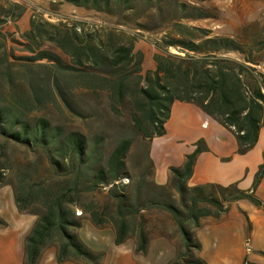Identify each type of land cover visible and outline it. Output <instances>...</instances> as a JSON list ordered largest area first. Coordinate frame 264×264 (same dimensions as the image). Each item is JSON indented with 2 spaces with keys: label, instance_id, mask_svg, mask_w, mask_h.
<instances>
[{
  "label": "trees",
  "instance_id": "obj_1",
  "mask_svg": "<svg viewBox=\"0 0 264 264\" xmlns=\"http://www.w3.org/2000/svg\"><path fill=\"white\" fill-rule=\"evenodd\" d=\"M58 1L104 21L90 30L82 18L52 22L36 15L20 39L0 29V187L10 185L19 211L37 217L25 238L24 264H39L50 247H56L59 263L103 264L106 252L93 250L78 233L85 219L98 228L111 227L117 245L135 239L141 253L153 237L176 240L178 254L169 264H209L199 254L198 230L209 219L221 220L234 201L249 199L264 208L256 195L264 162L251 189L236 183L189 186L198 155L208 150L199 139L184 164L170 168V181L158 184L150 143L166 133L171 106L180 100L193 102L229 128L238 153L251 150L264 126V34L215 35L170 19L165 26L178 34L155 43L160 50L155 67L143 73L140 34L112 23L116 18L126 23L136 0ZM184 6L181 19L214 16L199 8L185 12ZM25 11L21 3H12L0 24L17 21ZM171 46L185 54L170 53ZM100 92L112 105L129 109L136 131L148 142L137 175L130 164L132 137L111 144L103 132L55 120L47 111L60 99L84 121L85 109L72 96ZM6 225L0 217V227Z\"/></svg>",
  "mask_w": 264,
  "mask_h": 264
},
{
  "label": "rangeland",
  "instance_id": "obj_2",
  "mask_svg": "<svg viewBox=\"0 0 264 264\" xmlns=\"http://www.w3.org/2000/svg\"><path fill=\"white\" fill-rule=\"evenodd\" d=\"M12 3H21L25 6L26 11L17 21L10 20L1 23L0 29L9 32V34L15 33L14 37L18 39H20L21 31L28 28L30 19L36 15L52 22L82 18L88 22L86 28L90 30L95 29V24L99 25L104 21L93 12L76 9L62 4L58 0H0L1 19L6 17L4 10ZM181 4L185 5V12L199 8L214 16L196 20L181 19L179 10ZM135 5L136 10L127 14L128 21L126 23H117V18L112 23L140 34L137 50H141L145 54L143 73L155 67L154 54L160 51L155 43L167 36L168 33L178 34L177 30L172 32L170 27L165 26L170 19L180 21L185 25L209 28L215 35L237 37L242 32L264 34V0H152V5H146L144 1L137 2L136 0ZM131 13H135L137 21L132 22ZM166 50L172 54H185L183 50L174 46L167 47ZM16 51L22 53L18 46H16ZM72 91L75 93L74 91L77 90ZM72 97L79 109H85L84 121L79 120L73 110L63 105L60 99L57 104H49L47 109L49 115L55 120L78 125L89 132H103L108 136L111 144L122 137H132L134 146L130 164L132 172L135 175L139 174L144 163L148 142L143 140L136 131L129 109L112 105L105 92L85 95L78 99ZM256 195L264 201V186L256 192ZM248 217L254 218L252 223ZM222 220L223 224L214 226L217 227L215 233L219 235L220 239L218 246H215L212 240L215 236L214 233L211 237L206 232L208 230L197 232V237L206 246L204 255H202V251L200 255L209 264H224L226 258L234 264H248V262L264 264V208L255 206L249 199L234 201ZM164 239L163 241L173 243V246L171 244L172 248H169L167 242H152L149 256L147 258L146 256L139 257L140 261L167 264L168 260L174 256V249L178 254L176 240L166 237Z\"/></svg>",
  "mask_w": 264,
  "mask_h": 264
},
{
  "label": "crops",
  "instance_id": "obj_3",
  "mask_svg": "<svg viewBox=\"0 0 264 264\" xmlns=\"http://www.w3.org/2000/svg\"><path fill=\"white\" fill-rule=\"evenodd\" d=\"M165 126L166 133L155 137L150 143V155L155 163L154 180L158 184L168 183L171 178L170 168L182 166L187 154L196 148V142L204 139L208 150L198 155L193 175L188 181L189 186L205 183L227 186L236 183L241 189H251L257 170L264 162V126L260 130L256 145L243 154L237 152L238 143L235 134L193 102L175 101ZM263 186L264 178L257 191ZM0 217L7 222L6 226L0 227V264H24L25 238L37 217L19 211L10 185L0 187ZM248 219L252 223L254 218L248 217ZM223 220L209 219L198 231L200 233L202 230H210L209 233L206 232L211 237L213 233L215 234L212 240L215 246H218L220 239L215 233L217 227L214 226L223 224ZM79 234L93 250L106 252L103 264H155L149 261L144 263L139 258L149 256L151 243L167 242L169 248L171 244L173 246V243L163 241L165 237H154L150 240L146 253L137 252L135 239L130 238L123 244L117 245L115 232L111 227L98 228L88 219L84 220ZM201 243L200 252L202 251L204 255L206 246L204 242ZM56 254V247L47 248L42 253L39 264H78L74 261L59 263ZM176 255L174 249V256L167 264ZM224 264L234 263L226 258Z\"/></svg>",
  "mask_w": 264,
  "mask_h": 264
}]
</instances>
